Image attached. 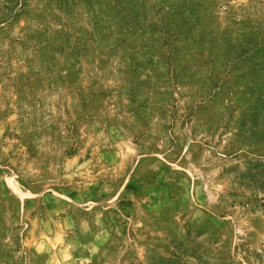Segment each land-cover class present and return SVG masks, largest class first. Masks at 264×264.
Here are the masks:
<instances>
[{"label":"rangeland","instance_id":"1","mask_svg":"<svg viewBox=\"0 0 264 264\" xmlns=\"http://www.w3.org/2000/svg\"><path fill=\"white\" fill-rule=\"evenodd\" d=\"M0 264H264V0H0Z\"/></svg>","mask_w":264,"mask_h":264}]
</instances>
